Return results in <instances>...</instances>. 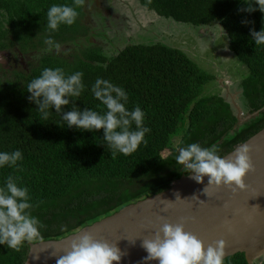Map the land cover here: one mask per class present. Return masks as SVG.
<instances>
[{
	"label": "trees",
	"instance_id": "16d2710c",
	"mask_svg": "<svg viewBox=\"0 0 264 264\" xmlns=\"http://www.w3.org/2000/svg\"><path fill=\"white\" fill-rule=\"evenodd\" d=\"M86 0H0V51L15 50L30 61L28 70L14 68L0 73V151L23 153L19 167L0 168V187L8 176L27 187L33 207L26 210L38 218L40 239H59L106 217L133 202L167 189L183 173L175 156L178 147L199 143L217 146L223 156L264 127V110L236 125L233 105L220 93L205 95L204 86L214 75L199 67L181 48L165 42L134 41L107 54L85 21ZM165 19L194 26L220 24L228 38L227 49L247 69L240 82V103L246 113L264 106V45L254 43L251 30L264 26V13L241 12L243 0H138ZM53 4L75 7L73 25L47 28V11ZM171 20V21H172ZM247 20L249 23H242ZM51 37L62 45L59 53L45 52ZM72 50L68 56L67 50ZM75 49V50H73ZM34 53V57L30 56ZM60 67L66 75L83 72L84 90L70 98L62 111L91 108L107 111L92 94L97 78L126 90L131 110L145 112V142L129 155L107 148L103 129L81 131L68 128L61 113L49 108L43 119L28 99L26 85L43 68ZM4 69L0 66V72ZM135 128V125H132ZM177 138V139H176ZM0 245V264H22L28 252ZM224 264H248L244 253L224 258ZM260 264H264V255Z\"/></svg>",
	"mask_w": 264,
	"mask_h": 264
},
{
	"label": "clouds",
	"instance_id": "9594fccd",
	"mask_svg": "<svg viewBox=\"0 0 264 264\" xmlns=\"http://www.w3.org/2000/svg\"><path fill=\"white\" fill-rule=\"evenodd\" d=\"M73 3L80 6L83 0H73ZM243 3L245 7L238 11L252 13L258 9L264 13V0H243ZM77 16L75 7L53 4L47 11V28L56 31L62 24L71 26ZM242 23L249 22L243 20ZM220 31H225L221 25ZM251 36L255 44L264 45V26L258 32L252 29ZM44 44V51L48 53L53 50L59 53L62 49V45L51 37L46 38ZM82 77L83 72L80 71L66 75L60 67L43 68L40 75L26 85L27 93H30L28 99L37 105L43 119H48V109L52 108L61 113L68 128L75 127L81 131L103 129V140L113 154H131L145 142V134L151 129L145 126V112L139 105L131 110L126 107L129 96L124 88L107 79L97 78L91 91L107 111L101 113L91 108L81 111L76 107L71 111H62V106L70 104V98L79 97L84 90ZM177 151L175 161L183 166V171L191 173L197 183H202L207 176L208 185H227L233 191L245 188L243 178L252 168L248 144L236 148L234 155L227 158L218 154L219 148L215 145L203 147L199 143H190L178 147ZM22 160L23 153L19 149L0 151V168L19 167L18 161ZM30 200L29 189L18 186L16 179L8 176L3 187H0V245L19 251L25 241L41 238L39 228L43 225L37 217L26 211L33 207ZM161 231L162 236L157 232L154 239L143 241L148 253L145 257L147 261L156 260L158 264H224L223 240L205 248L203 241L185 231L182 223H165ZM120 259V251L116 246L84 233L71 241L70 249L60 256L57 264H113Z\"/></svg>",
	"mask_w": 264,
	"mask_h": 264
},
{
	"label": "water",
	"instance_id": "95a60500",
	"mask_svg": "<svg viewBox=\"0 0 264 264\" xmlns=\"http://www.w3.org/2000/svg\"><path fill=\"white\" fill-rule=\"evenodd\" d=\"M263 110L264 106L243 115L238 107L236 125ZM243 144L250 146L248 155L252 165L243 178L245 188L233 191L227 185H208L207 176L197 183L191 173H183L167 189L73 233L59 239L29 242L22 264H57L60 256L70 249L71 241L84 233L119 249L121 259L113 264H158L156 260L145 259L148 253L143 241L154 239L157 232L162 236L165 223H182L185 231L203 241L205 248L223 240L224 258L242 252L247 263L253 264V260L264 255V127L222 157L233 156L234 150Z\"/></svg>",
	"mask_w": 264,
	"mask_h": 264
},
{
	"label": "rangeland",
	"instance_id": "374dc122",
	"mask_svg": "<svg viewBox=\"0 0 264 264\" xmlns=\"http://www.w3.org/2000/svg\"><path fill=\"white\" fill-rule=\"evenodd\" d=\"M85 3V21L94 27L95 33L99 31L97 40L107 54L134 41L154 40L179 47L199 67L214 75L215 79L204 86L203 94L220 93L233 105H239L242 92L240 82L248 71L227 49L228 38L224 31H220L219 24L197 27L178 23L162 18L153 11H146L137 0H86ZM108 8H112V11L105 10ZM68 49L65 48L70 56L73 51ZM6 57L9 60L0 58L1 67L4 68L0 73L10 75L12 69L21 68L10 59V55ZM262 257L253 260V264H260Z\"/></svg>",
	"mask_w": 264,
	"mask_h": 264
},
{
	"label": "flooded vegetation",
	"instance_id": "af4514ba",
	"mask_svg": "<svg viewBox=\"0 0 264 264\" xmlns=\"http://www.w3.org/2000/svg\"><path fill=\"white\" fill-rule=\"evenodd\" d=\"M137 2H138V0H137ZM139 3V2H138ZM140 7H143L144 9H146V7H144V6H142V5H140ZM112 8H108V9H105L106 11H108L109 10V12L110 11H112L111 10ZM148 9H146V11H147ZM114 11V10H113ZM97 37H100V35H97L96 36V38H93V37H91V38H93L95 41H96V44H98V45H101L100 43H99V41L97 40ZM121 49V48H120ZM7 54V55H6ZM10 55V59H12L15 63H18L19 65H20V67L21 68H23V69H26V70H28L29 69V67H30V61L28 60V58L26 57V56H24L23 54H21V53H19L18 51H16V49L15 50H10V51H6L5 50V52L3 51H0V58H2V59H6V60H9L6 56H9ZM34 55V53L32 52L28 57H30V56H33ZM34 57V56H33ZM31 58V57H30ZM31 61H32V58H31ZM1 59H0V66L2 65L1 64ZM23 65H25V66H23ZM4 69V68H3ZM225 85H227L228 86V84H227V82L225 83ZM232 104V103H231ZM233 105V104H232ZM233 107H234V109H235V114H237V111H238V107L241 109V111H242V113H243V115L244 114H246V112L243 110V108H242V106H241V103H239V105H237V106H235V105H233Z\"/></svg>",
	"mask_w": 264,
	"mask_h": 264
}]
</instances>
